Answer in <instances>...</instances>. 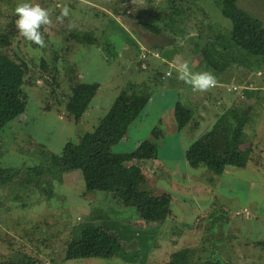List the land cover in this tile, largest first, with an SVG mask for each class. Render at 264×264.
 Instances as JSON below:
<instances>
[{
  "label": "rangeland",
  "instance_id": "obj_1",
  "mask_svg": "<svg viewBox=\"0 0 264 264\" xmlns=\"http://www.w3.org/2000/svg\"><path fill=\"white\" fill-rule=\"evenodd\" d=\"M237 1L264 24V0ZM221 9V0H0V33L16 15L42 23L41 30L23 28L5 50L26 59L32 82L16 95L21 113L0 130V168L20 171L7 173L5 183L0 179V263L28 255L36 264H202L211 257L223 264H264V247L256 244L264 240V61L243 50L241 57L230 48L224 53L214 41L206 47L214 32L232 28ZM142 22L163 31L151 32ZM78 32L97 44L71 37ZM155 46L164 48L151 52ZM189 75L206 80L199 84L207 91L206 108L192 106L193 120L179 130L177 116L171 123L172 100L189 96L200 105ZM71 79L100 83L79 123L64 105ZM122 90L151 100L112 152H131L161 136L158 159L143 164L142 188L172 194V214L163 222H141L135 207L122 206L108 192H88L81 170L46 175L51 197L28 181L29 167L48 166L67 142L93 131ZM230 109L244 118L240 147H253L248 165L228 166L220 175L190 166L187 148ZM89 226L116 232L120 255L67 259L68 243Z\"/></svg>",
  "mask_w": 264,
  "mask_h": 264
},
{
  "label": "trees",
  "instance_id": "obj_2",
  "mask_svg": "<svg viewBox=\"0 0 264 264\" xmlns=\"http://www.w3.org/2000/svg\"><path fill=\"white\" fill-rule=\"evenodd\" d=\"M222 13L232 21L228 32H214L207 40L206 47L214 41L221 50L244 56L242 50L262 57L264 61V24L262 20L252 16L238 5L237 0H221ZM178 13L183 10L178 9ZM23 21L21 28L18 20ZM19 20V21H20ZM174 24V23H173ZM149 31L156 34L163 29L157 24L143 23ZM36 27L41 30L42 23L34 18L16 15L7 22L0 33V130L19 116L20 109L16 95L32 79L28 76L29 65L21 56L12 58L5 50L18 38L22 29ZM174 35L180 33L171 22L166 23ZM71 37L86 45L97 44L94 36L88 33H73ZM223 41H226L223 43ZM205 48V47H204ZM207 54L208 50H202ZM220 51V50H219ZM45 67L47 62L41 60ZM71 72H73L71 70ZM57 77V76H56ZM54 81H57L56 79ZM59 84V83H57ZM100 83L81 82L71 79V93L65 100V108L76 123H79L87 111L92 99L96 96ZM57 89V88H56ZM148 96L129 95L127 90L119 92L113 104L93 131L85 132L78 142H67L60 154H52L48 166L37 165L29 167L28 181L45 190L47 197L54 192L46 180L49 173L54 178L58 174L81 170L88 192L104 191L112 194L117 203L124 207H135L141 216V222H163L172 214V194L168 192H153L145 190L146 182L143 164L148 160L158 159L161 137L158 135L141 142L131 152L114 153L112 147L119 143L127 134L131 123L144 108ZM181 128L193 120V115L187 108L177 112ZM244 118L236 110L230 109L217 118L213 127L194 141L186 151V159L190 166H206L214 174H222L228 166L245 168L250 159L253 147L241 148V136L244 130ZM156 134V131H155ZM19 175L20 171L13 168H0V179L5 183L6 174ZM31 176H36L37 178ZM49 188V189H48ZM264 247V240L256 241ZM122 251V242L118 234L101 226H89L82 230L79 237L72 239L67 246V259L82 258H113ZM0 264H36V261L25 255L19 262L7 261ZM165 264H178L167 262ZM202 264H223L218 260L208 258Z\"/></svg>",
  "mask_w": 264,
  "mask_h": 264
},
{
  "label": "crops",
  "instance_id": "obj_3",
  "mask_svg": "<svg viewBox=\"0 0 264 264\" xmlns=\"http://www.w3.org/2000/svg\"><path fill=\"white\" fill-rule=\"evenodd\" d=\"M165 47H167V48H172L173 47V45H171V44H169V46H165ZM161 48H164V47H158V46H155V49H152L151 50V52H153V51H157L158 53H159V51H160V49ZM143 65V64H142ZM170 65H173V63H170ZM168 71V70H167ZM173 73V72H172ZM167 75V74H166ZM209 74H206V75H204V76H208ZM189 77H192V79L196 82V86H194L193 87V90H194V94L193 95H199V96H197L196 97V99L197 100H199V104L200 105H198V103H195V99H193V100H191V102H190V99H191V97H189V96H183L182 95V97L180 98V97H178V96H176L177 98L176 99H174V100H172V107H171V111H172V121H171V123L172 122H175V120L174 119H176V116H177V112H178V110L179 109H181V108H187V109H189L190 111L192 110V106H193V108L194 109H196V110H205V108H206V106H205V104L203 103V99H204V96H203V94L205 93V92H207V91H203V88H201L202 86L201 85H199L202 81H206L205 79H204V77H202L201 76V78L199 77V76H194V75H189ZM198 79V80H197ZM196 87H199L200 89H195ZM220 93L222 94L223 92H221L220 91ZM177 95H178V93H177ZM223 95V94H222ZM118 96V95H117ZM226 99H227V101L229 102V103H231V99L230 98H227L226 97ZM151 100V98L149 97V99L147 100V103H149V101ZM194 102V103H193ZM146 103V104H147ZM194 104L196 105V106H194ZM237 110V109H236ZM193 111V110H192ZM238 111V110H237ZM239 112V111H238ZM192 113V112H191ZM201 114L204 116V117H207V114H205V113H202L201 112ZM194 116V115H193ZM203 116L202 117H200V119L201 118H203ZM177 120V119H176ZM202 120H204V118L202 119ZM184 127H186V126H184ZM183 127V128H184ZM168 129V128H167ZM179 130H182V128L180 127L179 128ZM155 131H156V129H154L153 130V132L155 133ZM160 133L162 132V130H160L159 131ZM162 135H163V132H162ZM153 136V135H152ZM161 137V136H160ZM123 140V139H122ZM192 144V143H191ZM190 147V146H189ZM188 147V148H189ZM187 148V149H188ZM186 151V150H185Z\"/></svg>",
  "mask_w": 264,
  "mask_h": 264
},
{
  "label": "built area",
  "instance_id": "obj_4",
  "mask_svg": "<svg viewBox=\"0 0 264 264\" xmlns=\"http://www.w3.org/2000/svg\"><path fill=\"white\" fill-rule=\"evenodd\" d=\"M168 74H169V72H168ZM233 85H234V89H235V90H238V89H239V87H237L238 85H235V84H233ZM227 88L230 89L231 86H230V85H227Z\"/></svg>",
  "mask_w": 264,
  "mask_h": 264
}]
</instances>
